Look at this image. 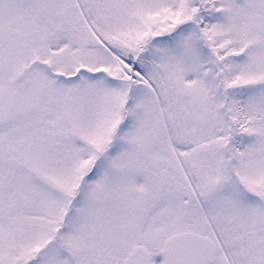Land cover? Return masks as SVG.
Segmentation results:
<instances>
[{"label": "rangeland", "instance_id": "obj_1", "mask_svg": "<svg viewBox=\"0 0 264 264\" xmlns=\"http://www.w3.org/2000/svg\"><path fill=\"white\" fill-rule=\"evenodd\" d=\"M185 232L264 264V0H0V264Z\"/></svg>", "mask_w": 264, "mask_h": 264}, {"label": "water", "instance_id": "obj_2", "mask_svg": "<svg viewBox=\"0 0 264 264\" xmlns=\"http://www.w3.org/2000/svg\"><path fill=\"white\" fill-rule=\"evenodd\" d=\"M172 255H170L169 264H195L204 254L207 258L215 260L216 251L209 249L204 245L196 246L192 241L191 233H181L171 239ZM126 264H151L149 254L144 249H136Z\"/></svg>", "mask_w": 264, "mask_h": 264}, {"label": "flooded vegetation", "instance_id": "obj_3", "mask_svg": "<svg viewBox=\"0 0 264 264\" xmlns=\"http://www.w3.org/2000/svg\"><path fill=\"white\" fill-rule=\"evenodd\" d=\"M192 241L194 242V244L196 246L204 245V246L208 247L209 249L215 250L217 255H218L219 252L223 253L224 250H225L224 244H223L222 241L220 242V240H219L218 242H216L215 240H208L206 237L200 236V235H198L196 233H192ZM172 243H173V241L170 238L169 240L166 241V244L164 245L162 250H160L159 255H158V258L160 260L159 264H169V260L168 259L170 258V255H172V251H171L172 247H173ZM139 247L140 248L142 247V248L146 249L145 247H143V246H141L139 244V245H137L134 248V250L136 248H139ZM199 247H201V246H199ZM148 252L150 254L151 264H158V263L153 261V254L150 251H148ZM217 255H216V258H217ZM129 256H130V254H129ZM129 256L126 259V262L129 259ZM215 261L216 260H213L211 258H207V255L204 254V256L200 257L195 264H215Z\"/></svg>", "mask_w": 264, "mask_h": 264}]
</instances>
